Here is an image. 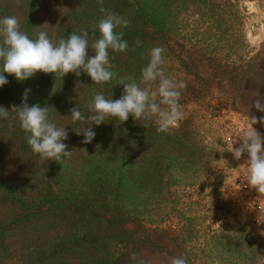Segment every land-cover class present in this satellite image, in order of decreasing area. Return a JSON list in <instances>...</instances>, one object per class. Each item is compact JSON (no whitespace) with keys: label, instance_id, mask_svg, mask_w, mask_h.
<instances>
[{"label":"rangeland","instance_id":"374dc122","mask_svg":"<svg viewBox=\"0 0 264 264\" xmlns=\"http://www.w3.org/2000/svg\"><path fill=\"white\" fill-rule=\"evenodd\" d=\"M22 1L0 5L7 3L20 23ZM39 1L36 30L56 41L67 25L66 11L78 6L72 0ZM156 6L160 34L148 49L163 47L166 76L187 86L179 100V126L155 136L152 171L143 182L142 224L129 223L141 240L136 259L264 264V217L252 221L233 193L247 157L236 160L231 150L238 146L225 140L248 127L253 116H264L254 106L258 99L264 104V0H157ZM252 127L264 138V124ZM1 136L9 151L0 169L9 167L11 153L9 134ZM17 237L9 238V255H0V264H24L27 241Z\"/></svg>","mask_w":264,"mask_h":264},{"label":"trees","instance_id":"16d2710c","mask_svg":"<svg viewBox=\"0 0 264 264\" xmlns=\"http://www.w3.org/2000/svg\"><path fill=\"white\" fill-rule=\"evenodd\" d=\"M78 9H68L67 25L55 37L87 30L89 41L99 38L97 25L104 17L97 0H72ZM157 0H103L110 12L127 19V27L118 26L128 42L126 52L109 50L110 71L115 75L106 83H93L81 72H69L60 77L37 71L18 81L14 75H4L8 83L0 86V106L11 110L26 102L48 107L49 120L68 132L65 151L68 157L42 160L32 152L25 133L12 119L0 118V160L9 151L2 132L9 134V167L0 169V255H9V238L27 241L24 264H139L132 260L141 240L134 238L130 222L142 224V194L146 174L152 171L157 134L153 122L144 128L132 118L121 122L109 117L100 125L73 123L70 109L79 105L87 114V105L94 94L103 92L106 99L116 100L124 91V82L140 83L141 70L148 63V46L156 43L160 34ZM39 0H23L20 30L35 40ZM12 16V9L0 5V18ZM137 40L143 43L136 47ZM2 41V37H0ZM92 49L89 46L88 54ZM94 55V53H93ZM165 70V66H163ZM141 87L145 85L141 84ZM28 89L27 100L22 95ZM94 139L82 143V127H90ZM86 150V152L84 151ZM147 165L149 167H147ZM168 167V163L164 164ZM133 233V234H132ZM18 238V237H17ZM145 264V263H144Z\"/></svg>","mask_w":264,"mask_h":264},{"label":"clouds","instance_id":"9594fccd","mask_svg":"<svg viewBox=\"0 0 264 264\" xmlns=\"http://www.w3.org/2000/svg\"><path fill=\"white\" fill-rule=\"evenodd\" d=\"M99 11L104 17L99 21L97 28L99 38L89 41L87 30L82 29L79 34L73 32L66 38H59L58 42L49 39L46 32H39L35 40L20 30L17 17L7 16L0 18V73L14 75L18 81H23L34 75L37 71L45 74H59L60 77L69 72L78 77L81 72L86 73L93 83L103 84L109 82L115 75L110 68L109 50L117 53L128 50V42L124 40L123 32L114 31L118 26L127 27L129 21L118 14L108 11L103 6V0H97ZM143 42L137 40L136 47ZM89 46L94 55L89 56ZM163 47H153L148 52V63L141 70L140 83L135 81L124 82L123 94L119 99H106L103 92L94 94L91 102L86 106L87 114L82 113L80 106L71 108V121L73 123L100 125L109 117L118 118L121 122L127 121L129 115L139 121L144 128L150 127L154 122L157 132L167 133L179 126L183 113L179 107L182 90L186 88L184 81H176L166 76ZM8 83L6 77L0 74V86ZM145 85L141 87L140 85ZM155 84V88H153ZM29 90L25 89L22 101L27 100ZM257 110L264 112V104L258 99L254 102ZM10 112L15 113L12 119L18 121V126L29 135L27 144L33 153L38 154L42 160H61V156L68 157L71 151H65L68 132L63 126H57L49 120L48 107L39 104L29 106L22 102L20 106L13 105L11 110L0 106V118L9 119ZM249 119V118H248ZM250 125L240 130L233 143L232 153L236 160L247 154L245 161L247 168L243 173V181L247 186L254 188L258 193L264 194V138L252 127L257 122L264 124V116H255L249 119ZM83 134L82 143H90L95 132L90 127H82L75 131ZM238 138V140H237ZM86 152V150H84ZM136 260V254L131 255ZM144 264V261H139ZM169 264H187L183 256L172 257Z\"/></svg>","mask_w":264,"mask_h":264},{"label":"built area","instance_id":"2783aa9c","mask_svg":"<svg viewBox=\"0 0 264 264\" xmlns=\"http://www.w3.org/2000/svg\"><path fill=\"white\" fill-rule=\"evenodd\" d=\"M240 130L241 129L239 128V130L226 136L225 140L228 144L232 145L233 140ZM233 145L239 146L238 143H234ZM244 155L247 157L246 153ZM245 170H243L235 179L233 193L237 200L243 202L245 207L244 211L251 220L259 223L261 218L264 217V194L258 193L254 188L248 187L246 181H243V173Z\"/></svg>","mask_w":264,"mask_h":264}]
</instances>
